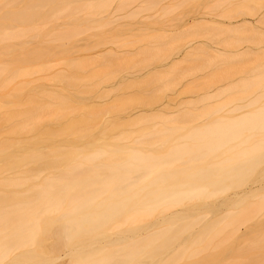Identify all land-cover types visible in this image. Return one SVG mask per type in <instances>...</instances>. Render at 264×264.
Returning a JSON list of instances; mask_svg holds the SVG:
<instances>
[{"label":"bare ground","instance_id":"6f19581e","mask_svg":"<svg viewBox=\"0 0 264 264\" xmlns=\"http://www.w3.org/2000/svg\"><path fill=\"white\" fill-rule=\"evenodd\" d=\"M139 1L0 0V264H264L263 46L227 80L230 63L255 54L234 34L264 40V4L225 0V10H248L214 21L221 43L243 49L235 55L193 41L182 61L194 65L181 68L178 56L141 75L165 55L134 35L147 22L128 21L131 33L120 31L136 52L117 28L100 40L133 43L132 56H77L74 38L90 22L107 25L96 16L110 5L132 20L158 8ZM205 68L212 79L169 95ZM217 80L228 85L214 90ZM187 92L195 97L177 99ZM134 104L143 109L127 113Z\"/></svg>","mask_w":264,"mask_h":264},{"label":"rangeland","instance_id":"374dc122","mask_svg":"<svg viewBox=\"0 0 264 264\" xmlns=\"http://www.w3.org/2000/svg\"><path fill=\"white\" fill-rule=\"evenodd\" d=\"M140 1H139L140 4H144L143 0H140ZM171 1H173V2H171ZM174 1H176L175 3H177V1L178 2L180 1L182 3V5L180 4V7H176L174 9H171L170 11L166 10L167 13H166L165 17L161 18L162 20H159L158 19L159 17H155V16H158L161 13V11H158V8H160V9L161 8H166V7L168 8V6L171 5V3H172V5L174 4ZM224 2H225V0H158V8L157 9H156L157 6L155 8H153V9H151V10L147 9V11L141 12L139 14V16L134 17L135 19H133V20L131 18H120V17H117L116 14L113 15L112 12L115 11V6H116L115 5L116 3H114L113 5L109 6L110 10H108L106 12H102L101 14L96 16V19L104 18L103 20H105L107 18V20L109 21V23H107V25H104L103 28H101L100 30H97V29L93 28L94 27L93 26L94 23L90 22L89 24H87V27L84 28V32L80 33L79 35H77L74 38V44L76 46L75 49L77 48L76 49L77 50V56H79L81 54V56H79L81 59H83V58L85 59L86 58V59H90L91 61L97 58L96 59L97 64L101 63L102 61H103L102 64H104V60H105L104 58H106V57H103L104 55L105 56L109 55V54L112 55V53H113L114 55L115 54L117 55V57H116L117 59L118 58L120 59L121 56H124V55L129 54V53L131 54V51L133 52L132 48L134 49V47L137 46L136 44H138V42L136 41L137 39H135V41H134V38H133V40H130L129 39L130 36L128 37V34H126L127 31H129L131 33V30H132V29L131 30H127L128 26H126L127 28L124 27L125 26L124 23L128 24V21L135 22L133 27L135 26V24H137V26L139 27V25L141 26L142 23H144L143 25H145V23L147 22V26H144L145 28L144 27H142V28L139 27V29H138V27H137L138 30H135L136 33L133 32V31L132 32L134 33V35L137 34L136 35L137 38H141V39H139V40H141L139 42V43L142 44V45L140 44L141 46L145 47L144 43L147 42L146 45H149V46L150 45H154L157 48V52L158 53L160 52V54L165 55V56H163L162 59H156L151 64L147 65V68H144L143 70L141 69L140 70L141 71L140 72L141 75L146 74V72H150L152 70H155V68H159V69L166 68L167 65H163V64L168 62L169 63L168 65H170V60L172 58H178V56H180V58L178 60L179 61L181 60L178 63V66H181V68L183 67V69H184V67L186 68L190 64L192 65L193 63L189 62L190 60L189 61L187 60L188 61L187 62L186 60L182 61V59H183V56L186 57L187 54H188L187 51H186L188 49V47L186 49H184V48L186 47V45L189 42H193V41H194L193 43H195L197 41L198 42L199 41H205V42H207V43H209L211 45H216V46H219V47H223L226 50V52H225L226 56L227 55L231 56V54L235 55L237 53H241V52H243V49H240L238 51H233L230 46H225L223 44L224 42L221 43L220 39H222V38H220V36L221 37H225L226 34H224V32L218 30L215 27V26L220 27V25L218 23L214 22V21H219V22L220 21H225V20H228L227 19L228 17H232L234 19L240 18L241 17L240 15L243 12L248 11L247 9H245L246 7H249L250 9H253L254 7H259L261 4L262 5L264 4V0L250 1L246 7L236 8V9L232 8L230 10H225L224 9ZM154 9H156V10H154ZM156 19H158L157 22H155ZM60 21L61 20L57 21V23H58L57 25H59L61 23ZM104 22L106 23V20ZM191 23H193V25H190L191 27L188 26ZM186 26H188V27H186ZM112 27L119 29V31H120V29L122 31L123 30L126 31L125 34L127 36L124 39L128 38L129 41H133L134 44L135 43L136 44L134 45L132 43L131 47H130L129 46L130 44L126 45L124 42H121V41L120 42H115V43H112V42L111 43H107V42L105 43L104 41H101L100 38L102 40H104V38H106V36L108 34H110L112 31L116 30V29L115 30H111L110 33H108V29H110ZM220 28H222V27H220ZM101 30H103V33H102ZM99 31H101V34L99 33ZM117 31H116V33H120L121 32L120 37H122V35H125V34H122L124 31L123 32L122 31H120V32L118 31L117 32ZM97 33H98L99 36L100 35L101 36L99 37L97 35ZM247 34H248L247 32H237V33L234 34V36H240L239 37V41L242 42L241 46L250 45L252 48H254L252 50L250 49L249 51L245 50V52H254V53L258 52L256 50V48L258 46H263V48H264V40H262V38H248V37H244L243 38V35L245 36ZM228 36H227V40H228ZM132 37H134L133 34L131 35V39H132ZM236 38H238V37H236ZM122 39H123V37H122ZM124 39L122 41H124ZM146 39H147V41H146ZM143 40H145V42H143ZM148 42H149V44H148ZM30 43L31 44L32 43L35 44L36 43V39H32ZM132 45H134V47ZM90 46L91 47L94 46V47L91 48ZM141 46H139V44H138V46L134 49V51L136 52V49L138 50V48L141 47ZM79 49H80V51L82 50L83 52L82 51L79 52ZM212 51L213 52H211V51L210 52L213 53V55L218 53L217 51H215L213 49H212ZM194 52H196V51L194 50ZM259 52L263 53L262 51H259ZM259 52H258V56H259V54H261ZM200 54L203 55V53H200ZM200 54H199V56H200ZM132 55L133 54H131V56ZM131 56H129V57H131ZM195 56H196V58L198 57L197 52H196ZM243 56H244L243 57V61L240 60V62H238L236 64L230 63V64H232V66L229 65V64H226L227 67L230 66L232 68L234 66L239 67L241 65L242 66L244 65L246 68L247 67L250 68V67L254 66V62H255L254 59H256V57L259 59V57L257 56L256 53L255 54H253V53H244ZM261 56L262 55H260V57ZM101 57L103 58V59H100L102 61L98 62L99 58H101ZM110 57H113V56H107V58H110ZM133 57H135V56H133ZM236 57H237V55H236ZM201 58L202 57L200 56L199 60H202ZM59 59L60 58H58L57 60L55 59V60H53L51 62V64L53 65V69L52 70L53 71L56 70L55 71L56 73H57V71L59 69L62 68L61 69V71H62L63 68H64L63 67V63H60V62H63V61H61V59L60 60ZM136 59H137V57H136ZM236 59H238V58H236ZM193 60H194V63H195L196 60L195 59H193ZM193 60H191V61H193ZM199 60H197V62ZM91 63H90V65H91ZM87 64H89V63H87ZM95 64H96V62H95ZM102 64H100V65H102ZM198 64L200 65L202 63H198ZM105 65H102V67L105 66ZM195 65H196V63H195ZM226 65L224 64L223 66H226ZM92 66H94L96 68L98 65L95 66V65L92 64ZM230 67H229V69H230ZM229 69H226V70L228 71ZM233 69L235 70V67L230 69V71L232 70L233 73L231 72L230 78H227L228 81L231 79L232 74H233V77H232L231 80L235 81L238 78L237 72L234 74V70ZM52 70L50 72H52ZM210 72H213V71H210V68L209 69L205 68V69L200 70V71L198 70L197 73H195L196 75L194 77L191 76L190 74H187V76L184 77L182 80H180L178 83H177V80H176L177 84L175 86V92H170L169 95L170 96H176L177 93L180 90H184V87L187 88V85H185V84L190 85V84L194 83L195 87L197 88V86H196V85H198L197 83H200L203 79H204V83H205V81L209 80L207 78L208 77L210 78L211 75L210 76H207V75L211 74ZM48 73L49 72H47V74ZM47 74H45V73L44 74L37 73V74H34V76L35 77L39 76V78L42 77L41 80L45 83V85L54 84L53 82L48 80ZM52 74H50L49 76L51 77ZM228 75H229V73H228ZM179 76H177V78ZM206 76H207V78H205ZM210 79H212V78H210ZM227 80L226 81H224V80L218 81L217 80L218 81V87H216L214 90H216L219 87L222 88V87H225L226 85H228L227 84L228 83ZM49 82H51V84H49ZM201 83H203V81ZM199 86L202 87L201 84ZM205 86H206V84H205ZM57 87H59V83H58ZM190 87H192V85ZM103 89H105V88H103ZM196 91H198V90L196 89ZM185 92H186V89H185ZM191 93H193V92H187V94H185V95H181L180 94L179 98H177V99L178 100H180V99L181 100H185V99H191V98L195 97V95H193ZM92 99L94 101L96 100L94 98H92ZM100 100H96L95 102H99ZM141 109H143V108H142V106L140 104H134L131 107H129L126 110V112L130 113V114H135V113H138ZM173 114L174 113L172 112L170 115H173ZM245 224H247V223L241 224L240 227L242 229H244V225ZM60 260H62V259H60ZM64 260H65V258H64Z\"/></svg>","mask_w":264,"mask_h":264}]
</instances>
